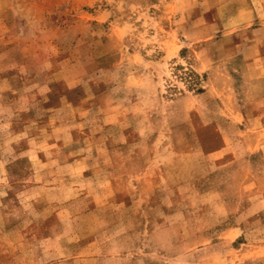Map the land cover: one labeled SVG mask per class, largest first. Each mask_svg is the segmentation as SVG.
<instances>
[{
    "label": "rangeland",
    "instance_id": "obj_1",
    "mask_svg": "<svg viewBox=\"0 0 264 264\" xmlns=\"http://www.w3.org/2000/svg\"><path fill=\"white\" fill-rule=\"evenodd\" d=\"M0 264H264V0H0Z\"/></svg>",
    "mask_w": 264,
    "mask_h": 264
}]
</instances>
